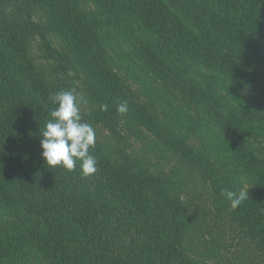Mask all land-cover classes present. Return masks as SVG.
Segmentation results:
<instances>
[{
	"label": "trees",
	"instance_id": "16d2710c",
	"mask_svg": "<svg viewBox=\"0 0 264 264\" xmlns=\"http://www.w3.org/2000/svg\"><path fill=\"white\" fill-rule=\"evenodd\" d=\"M76 1L0 0V264H264V159L250 143L264 132V0ZM34 7L87 100V178L79 161L41 158L49 96L74 85L32 61ZM223 81L255 97L222 114ZM225 189L249 199L233 210Z\"/></svg>",
	"mask_w": 264,
	"mask_h": 264
},
{
	"label": "clouds",
	"instance_id": "9594fccd",
	"mask_svg": "<svg viewBox=\"0 0 264 264\" xmlns=\"http://www.w3.org/2000/svg\"><path fill=\"white\" fill-rule=\"evenodd\" d=\"M49 100L54 105L50 119L40 134L41 158L49 169L61 168L71 172L80 162L81 175L85 178L97 171V159L90 153L95 148L96 132L90 123L84 121L81 108L87 100L74 90L58 91L50 94ZM108 105L101 104L100 111H107ZM116 111L119 115L128 112L127 102H121ZM221 195L235 210L248 198V191L222 190Z\"/></svg>",
	"mask_w": 264,
	"mask_h": 264
},
{
	"label": "rangeland",
	"instance_id": "374dc122",
	"mask_svg": "<svg viewBox=\"0 0 264 264\" xmlns=\"http://www.w3.org/2000/svg\"><path fill=\"white\" fill-rule=\"evenodd\" d=\"M77 7L84 11H93L96 10L95 4L88 2L87 0H77ZM27 19L29 20V23H34L36 27H38V30H34L29 35V42H28V48L29 53L31 56L32 61L34 64L37 65L40 69H43L47 71L50 75L57 78L58 81H65V84L67 86L74 85L71 90H75V86L78 85L79 81L75 79L74 76V70L72 67L66 62V60H63V65L60 66L59 62L57 61L60 59L61 55V46L59 44V39H56L52 36V34L45 28L41 27L43 23H45V13L34 7V12L30 14V16H27ZM102 17H99V20H101ZM100 26H103V24H100ZM96 29V28H95ZM97 31H103L105 30L102 28L101 30L96 29ZM114 48V47H113ZM123 52L117 51L116 49L113 50V52H109V57L114 60V65H117L118 68L115 69V71H118V75H120L122 78H124V75L130 79L129 74H124V71L122 70V62L123 59L126 61L127 57L122 56ZM128 57L131 58L129 55ZM131 60V59H130ZM133 61H135L137 64L133 65ZM113 65V64H112ZM113 65V66H114ZM124 66L127 67L126 64ZM130 67L134 72L140 71L142 69V66L139 64L138 59L133 58ZM128 68V67H127ZM194 75V74H193ZM129 83H135L134 80H129ZM134 89H137L136 85H133ZM225 86L226 89L228 88L233 89V93L227 92V99L223 101V107L219 110L220 113L225 114L227 111H230L232 114L234 109H237L240 111L241 109V100L255 97V95L251 94L250 92H247L245 88H242L240 86H232L228 85L227 82H214L212 83V88H216L217 92H220L223 94L225 93L222 91V87ZM211 88V89H212ZM176 94V93H174ZM173 98V96H169ZM158 104L164 105L166 104L167 100H164L163 97L156 100ZM237 115L238 113L235 112ZM173 129V128H172ZM172 132H177V128L171 130ZM250 143L252 149L257 151V154L260 158L264 159V132L263 134L258 133L255 135L250 136ZM13 220V219H12Z\"/></svg>",
	"mask_w": 264,
	"mask_h": 264
}]
</instances>
